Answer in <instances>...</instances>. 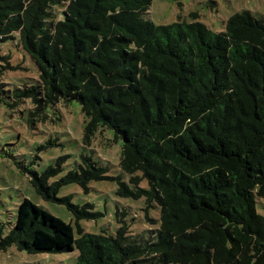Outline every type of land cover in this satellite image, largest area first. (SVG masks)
<instances>
[{
	"label": "trees",
	"instance_id": "1",
	"mask_svg": "<svg viewBox=\"0 0 264 264\" xmlns=\"http://www.w3.org/2000/svg\"><path fill=\"white\" fill-rule=\"evenodd\" d=\"M152 0H0V48L18 46L36 67L35 83L4 88L28 122L50 105L77 101L88 118L83 140L110 129L121 140L116 194L143 198L153 225L140 231L116 211L114 233L82 232L29 198L16 208L0 250L77 249L74 264H264V20L236 12L217 32L197 19L155 24ZM212 3V1H210ZM0 64V71L3 70ZM33 173L36 193L96 219L91 203L57 196L63 184L87 189L112 178L82 156L77 169L49 181ZM135 229V230H134Z\"/></svg>",
	"mask_w": 264,
	"mask_h": 264
},
{
	"label": "rangeland",
	"instance_id": "2",
	"mask_svg": "<svg viewBox=\"0 0 264 264\" xmlns=\"http://www.w3.org/2000/svg\"><path fill=\"white\" fill-rule=\"evenodd\" d=\"M212 1V3L210 2ZM247 10L264 20V0H152L146 18L155 24H167L178 19L199 20L214 31H223L224 21L236 12ZM0 82L4 88L24 83H35L36 67L18 46V36L7 39L0 48ZM12 99L0 93V225L6 233L15 220L16 208L23 197L47 209L53 215L70 222L75 236L82 232L114 233L116 211L126 210L123 218L137 231L151 228L155 210L149 217L143 210V198L120 197L116 192L117 177L128 181L129 176L119 167L121 140H114L110 129L99 130L89 144L83 140L88 118L81 112L77 101L67 105L58 103L46 108V116L28 122L29 99L12 105ZM82 156H88L96 165L105 166L112 178L91 180L87 189L75 182L63 184L57 196H70V201L84 205L91 203L100 213L96 219L75 220L64 203L42 199L32 187L33 173H41L58 166L49 181L58 180L69 170L77 169ZM256 210L264 215V195L256 197ZM151 217V218H150ZM134 229V230H135ZM78 251L29 253L10 246L0 250V264H74Z\"/></svg>",
	"mask_w": 264,
	"mask_h": 264
}]
</instances>
